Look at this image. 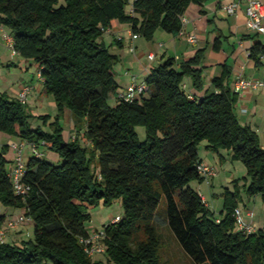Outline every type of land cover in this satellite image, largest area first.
Masks as SVG:
<instances>
[{
  "label": "trees",
  "instance_id": "1",
  "mask_svg": "<svg viewBox=\"0 0 264 264\" xmlns=\"http://www.w3.org/2000/svg\"><path fill=\"white\" fill-rule=\"evenodd\" d=\"M206 1L0 0V28L8 30L18 55L38 65L56 108L54 115H33L25 102L0 92V132L60 158L54 163L31 155L21 178L28 190L17 194L7 170L8 146L0 147V203L23 208L33 222L32 239L0 242V264H103L85 250L83 240L91 234L86 210L118 199L123 214L103 227L105 264H165L159 215L193 264H264V226L249 234L237 230L236 194L224 192L216 214L190 184L204 180L196 166L202 161L198 144L206 141V148L225 149L245 164L246 192L264 202V147L236 116L237 96L224 86L231 67L223 63L212 79L216 92L202 91L206 48L186 59L167 56L145 75V89L126 101L114 71L120 58L110 50L123 43L103 41L116 23L146 40L159 27L177 36L187 7L195 3L202 13ZM220 43L216 36L213 49ZM260 56L264 43L255 39L249 57L257 63ZM185 77L192 93L183 88ZM65 109L81 139L64 137Z\"/></svg>",
  "mask_w": 264,
  "mask_h": 264
},
{
  "label": "crops",
  "instance_id": "2",
  "mask_svg": "<svg viewBox=\"0 0 264 264\" xmlns=\"http://www.w3.org/2000/svg\"><path fill=\"white\" fill-rule=\"evenodd\" d=\"M234 0H207L202 7L203 12L200 13V6L191 3L184 15L183 26L181 32L177 36L170 38L169 42L161 43L159 48L160 56H174L176 59L189 58L193 56L198 48L205 47L204 58V84L203 89L210 92H216L217 89L212 84V79L217 77L222 72L223 63H227L231 67V73L225 80L224 86L229 88L237 96L235 103V113L238 120L242 124L249 125L254 129L259 136L261 145L264 146V87L254 90H243L241 92L235 91V83L239 78L263 79L264 80V56H260V61L255 62L249 57V47L253 44L255 39H259L264 43V34H259L257 37L253 36L255 33L250 31L246 25V2L241 0L239 6L234 14L226 11L225 6ZM264 1V0H262ZM2 32H8L6 28H0ZM110 41L112 38L120 39L123 43L122 48L126 45L128 53L123 56L117 54L120 61L117 65L118 70L116 73L120 75L117 80L119 90H123L130 82L132 75H136L138 81H142L149 70L156 66V56L153 60H149L147 55L153 50H146L147 45L139 43L138 40L142 38L139 36L136 39L131 38V31L128 24L116 23L115 27L108 30ZM194 33L197 36V43L191 44L187 40V35ZM106 34V33H105ZM216 36H220L221 43L219 50L213 49V41ZM248 36V37H247ZM135 47L134 53L129 51V46ZM156 48V49H158ZM8 46L4 39L0 36V92L6 93L11 98L17 99L18 92L25 85L31 86V91L27 95L25 104L30 108V104L34 105L38 110L44 108L46 102L53 104V97L44 92L42 80L38 77V71L34 76H29L30 65L32 64L29 59H15L13 53L8 52ZM122 63V65H121ZM121 65V67L119 66ZM23 68L24 71H18L15 78H10L11 70ZM26 70V71H25ZM37 80V82L35 80ZM36 82V83H35ZM183 88L187 93H192L191 79L184 78ZM30 99V100H29ZM31 102V103H30ZM29 111L33 115L44 114L38 111ZM51 115V114H50ZM63 116L66 117L64 125L68 126V130L64 131V137L70 139H81V135L77 134L74 129L73 121L70 111L65 109ZM5 137V138H4ZM4 138V140H2ZM10 142H21L9 135L0 132V147L7 145L8 148L5 157L8 159L7 170L9 171L14 163L15 151L13 150ZM28 142H25L22 154L25 155L24 161L27 162L28 158L32 155L31 150H26ZM44 149H46L44 147ZM40 150L39 152L45 157L57 160V153H52L48 149ZM46 153V154H45ZM58 156V155H57ZM202 160L203 157L199 153ZM212 184V180L210 181ZM199 191V190H198ZM200 192V191H199ZM24 213L23 208L4 207L0 209V226L5 225L7 217H15ZM33 225L31 219L25 220L16 225L13 231H7L5 234V242L20 244L23 239V233L28 230V227Z\"/></svg>",
  "mask_w": 264,
  "mask_h": 264
},
{
  "label": "rangeland",
  "instance_id": "3",
  "mask_svg": "<svg viewBox=\"0 0 264 264\" xmlns=\"http://www.w3.org/2000/svg\"><path fill=\"white\" fill-rule=\"evenodd\" d=\"M127 11L128 12L131 11L130 4L127 5ZM7 33L8 32L0 31V36L3 38V36ZM108 35L109 33H106L103 35V41L107 45H109V42H110V37ZM171 37L172 36L170 33L164 31L163 29L159 27L156 29L153 35V38L151 40H146L145 38L142 37L138 40V42L147 45L148 47H146V50H153L156 53L155 55L157 57L156 60H159V61L155 63L156 65H158L162 63L165 59V57L162 58L160 56L159 48L161 47L159 46L158 48V45H159L158 43L159 42L168 43ZM110 50L111 52L119 54L121 56L128 53L127 45L124 48H120V47H117L116 45H113L112 47H110ZM8 52L11 53L12 51L8 49ZM13 57L15 59L23 58L22 56L18 54H13ZM31 62L32 64L30 65L29 76L31 75L34 76L36 72L38 71L39 67L32 60ZM117 65L114 67V71L116 74V79L118 80L120 78V75L116 73L119 68L117 67ZM121 65L119 64L120 67ZM19 67L20 66L18 65L17 69L11 70L9 72L10 75L8 76L10 78H15L18 71H21V70L24 71L23 68H19ZM35 81L37 82V80ZM114 101L115 100L111 97L108 100V103L110 105H113ZM28 109L32 111L35 110L40 113L51 114V115H54L56 113L55 106L47 102L44 108L41 110H38V108L32 105V103L30 104V108ZM65 119H66L65 116L61 117V122H62V125L64 126V131H67L68 126L64 125ZM39 123H41V121H39ZM136 132L138 134L139 139L143 140L145 137L144 127L142 126L136 127ZM4 138L2 140H4ZM205 146H206V141L200 142L198 144V152L203 157L204 159L203 161L214 166L216 174L214 175V177L210 179V181L212 180V184L210 182H206V180H203V182L201 183L192 181L190 183L191 186L200 191V193L204 196L208 207L216 214L219 213L220 210L222 209V205L224 202L223 193L226 191H228L229 193L230 192L235 193L237 207L240 208V210L242 211L243 218L247 221L251 220V218L246 216V211L250 210L253 212L252 220L254 222L255 228L258 229V228L263 227L264 226V202L260 195L250 196L247 194L246 192L247 168L245 164L240 159L233 158L231 154L225 149H220L218 152H215V151H212L211 149L206 148ZM38 148H40V150H43L44 146H38ZM27 149L28 151L29 149L31 150V146L29 144L26 146V150ZM44 150L47 151L48 148ZM52 153L54 152L52 151ZM46 158L54 163H58L60 160V158L57 155H56L57 160L50 159L49 157H46ZM23 159H25V155H23ZM4 207H9V206H4L0 203V209ZM163 208L164 206L162 204L159 208V212L162 211ZM86 211L90 214V218L86 222V227L90 232L103 229L104 225L112 221L114 217L118 215L121 216L123 214V208H122L120 199L113 201L111 204H106V205L97 204L95 206H89ZM161 214L163 213L161 212ZM162 216L163 215L157 216L158 230L164 239L163 244L160 248V252H159L161 262L165 264H193L192 261L183 253V251L180 249V247L178 246L174 238L169 233L168 229L165 226V222ZM20 217H23V213L15 217H11V218L7 217L5 223H7L11 219H18ZM2 227H5V226L3 225ZM13 230L14 228L7 229V231H13ZM32 238H33V225H30L28 227L27 232L25 231L23 233V239L24 241H27ZM4 241H5V236H4ZM92 257L94 259H100L102 263L105 264V256L102 254V252L94 253ZM44 264H52V263L47 261Z\"/></svg>",
  "mask_w": 264,
  "mask_h": 264
},
{
  "label": "built area",
  "instance_id": "4",
  "mask_svg": "<svg viewBox=\"0 0 264 264\" xmlns=\"http://www.w3.org/2000/svg\"><path fill=\"white\" fill-rule=\"evenodd\" d=\"M241 0H234L228 5L225 6V9L228 13L234 14L239 6ZM246 2V16L247 21L246 25L250 31L258 34H264V1L262 0H245ZM132 39H136L139 37L138 34L130 33ZM4 41L8 48L12 51L13 54H18L13 48V39L9 35V33L3 36ZM187 40L191 44L197 43V36L194 33H190L187 35ZM161 46V44H159ZM129 51L134 53L135 47L133 45L129 46ZM149 60H153L155 58V54L153 52L147 55ZM38 77L41 79L40 75ZM42 80V79H41ZM146 85L144 80L138 81L136 75H132L130 78L129 84L119 92V97L126 101H131L135 97H137L144 89ZM264 87V80L263 79H251V78H239L235 83V91L241 92L243 90H254ZM31 91L30 85H25L22 89L18 92L17 98L21 102H25L27 95ZM13 150L15 151L14 156V163L9 170V175L11 177L13 183L14 192L17 194H24L28 190V186L24 185L21 182V178L24 173L25 161L23 159V148L25 146V142H10ZM31 146V154L33 156H41L42 154L39 152L38 148L35 144L29 143ZM198 173L206 180V182H210V179L214 177L216 174L215 168L213 165L201 161L196 166ZM201 198L203 201H206L202 194ZM246 216L251 218V220L247 221L243 218L242 211L240 208L236 207L234 210V218L235 224L238 231H242L244 233H252L256 230L254 226L253 212L250 210L246 211ZM26 218L24 215L18 219H11L7 223H5V227L0 226V242L4 241V236L6 234L7 229L15 228L17 224L24 221ZM118 216L114 217L111 222L117 221ZM7 228V229H5ZM104 238V230H96L91 232L90 236L87 239H84L83 242L85 244L86 252L92 256L94 253H101L104 251V246L101 243L102 239ZM101 243V244H100Z\"/></svg>",
  "mask_w": 264,
  "mask_h": 264
}]
</instances>
